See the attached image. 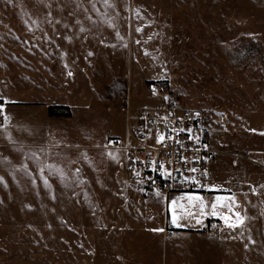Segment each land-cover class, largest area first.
<instances>
[{"label":"rangeland","instance_id":"374dc122","mask_svg":"<svg viewBox=\"0 0 264 264\" xmlns=\"http://www.w3.org/2000/svg\"><path fill=\"white\" fill-rule=\"evenodd\" d=\"M163 102L222 118L212 185L245 198L215 237V199L127 174L120 110ZM0 264H264V0H0Z\"/></svg>","mask_w":264,"mask_h":264},{"label":"built area","instance_id":"2783aa9c","mask_svg":"<svg viewBox=\"0 0 264 264\" xmlns=\"http://www.w3.org/2000/svg\"><path fill=\"white\" fill-rule=\"evenodd\" d=\"M163 92L162 86L152 85L153 97ZM120 111L128 119L125 154L130 179L141 181L147 191L165 199L173 194L214 192L216 153L211 135L215 133L213 126L222 122L221 117L210 125V116L193 114L168 102L159 108L141 109L134 116L127 108ZM160 137H164L162 142ZM116 144L113 132H108L102 147L108 149ZM236 189L243 191V185L237 184ZM219 226L215 223L211 228V237L219 234Z\"/></svg>","mask_w":264,"mask_h":264},{"label":"crops","instance_id":"0c3cea01","mask_svg":"<svg viewBox=\"0 0 264 264\" xmlns=\"http://www.w3.org/2000/svg\"><path fill=\"white\" fill-rule=\"evenodd\" d=\"M218 158V157H217ZM218 177L217 175L214 177L216 178ZM214 181V180H213ZM238 184V183H237ZM222 185V184H221ZM214 186V185H213ZM215 187V190L213 193H209V194H197L199 196H203V197H208L209 199H215L214 200V203L217 201V197H222V198H226L228 197V201H226V203H231L232 201H235V203L233 204V208H232V211L229 212L227 210V212H224L223 210H219V207L217 208V213L216 215H213L212 214V209H210V213H208V216L205 220V223H204V226H203V229L204 231H207V233L209 234V231H211V228L214 226L215 223L219 224V234L221 232H223V230L225 229V219H224V216H228L230 217V220L228 221V223H231L233 222L234 220L237 221V216L235 214H239V218L242 216V213H243V201H244V196L240 195V192L242 191H238L236 189V186L232 185L229 187L228 190H223V186L220 187V188H217L216 186ZM217 195V197L215 198V196ZM167 199L163 198V202H165ZM166 223V222H165ZM163 223V226L166 227V228H169L170 230H173L175 231L176 233H179V230L173 228L171 226V224L169 223V220H168V223ZM201 231V230H200ZM182 232H190V231H181ZM217 236V235H216ZM160 248H161V245L159 244ZM161 255V254H160Z\"/></svg>","mask_w":264,"mask_h":264},{"label":"snow or ice","instance_id":"6c2138e0","mask_svg":"<svg viewBox=\"0 0 264 264\" xmlns=\"http://www.w3.org/2000/svg\"><path fill=\"white\" fill-rule=\"evenodd\" d=\"M71 74V73H70ZM183 131V130H182ZM164 139V137H160L159 140L160 142H162ZM192 171H195V169H193ZM170 175V173H169ZM224 200V198L222 197H217V201L215 203H212L210 205L211 209H212V214L213 215H216V212H217V208L220 207V208H227L229 212L232 211V208H233V204L235 203V201H232L231 203H222V201ZM175 203V202H173ZM200 207H201V214L203 215L204 214V209L206 207H209V205H205L203 203V201L200 202ZM237 216V222L238 223H242V221L240 220L239 218V214H235ZM224 219H225V223L228 224V221L230 220V217L228 216H224ZM199 222V221H198ZM228 226L232 227L234 226L233 224H228Z\"/></svg>","mask_w":264,"mask_h":264},{"label":"trees","instance_id":"16d2710c","mask_svg":"<svg viewBox=\"0 0 264 264\" xmlns=\"http://www.w3.org/2000/svg\"><path fill=\"white\" fill-rule=\"evenodd\" d=\"M65 107H50L49 108V116L50 117H56V110L58 109H64ZM60 116H63V115H60ZM65 117H68L69 115H64Z\"/></svg>","mask_w":264,"mask_h":264}]
</instances>
